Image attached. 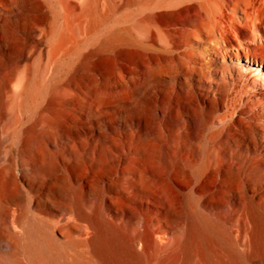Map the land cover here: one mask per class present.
Returning a JSON list of instances; mask_svg holds the SVG:
<instances>
[{"label": "bare ground", "instance_id": "bare-ground-1", "mask_svg": "<svg viewBox=\"0 0 264 264\" xmlns=\"http://www.w3.org/2000/svg\"><path fill=\"white\" fill-rule=\"evenodd\" d=\"M262 190L264 0H0V264H264Z\"/></svg>", "mask_w": 264, "mask_h": 264}, {"label": "rangeland", "instance_id": "rangeland-1", "mask_svg": "<svg viewBox=\"0 0 264 264\" xmlns=\"http://www.w3.org/2000/svg\"><path fill=\"white\" fill-rule=\"evenodd\" d=\"M122 164H128L126 162H124L123 160L118 158V167H121ZM220 176L216 175V176H212L207 184H206V188L204 189V193L205 194H210V193H214L219 197L223 196L224 194H227L229 192V190L233 191V192H249L251 185L250 183L245 180V179H240L237 183V185H235L234 187H224L221 185V181H220ZM261 199L264 200V190H262L259 193ZM215 208L220 212V211H225L227 209V207H224L222 201L220 199H217V202L215 203Z\"/></svg>", "mask_w": 264, "mask_h": 264}]
</instances>
